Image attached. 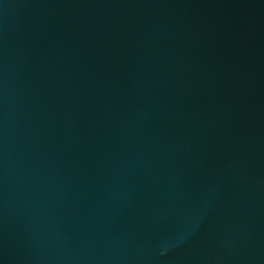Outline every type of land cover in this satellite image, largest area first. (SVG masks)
<instances>
[{"label":"water","instance_id":"water-1","mask_svg":"<svg viewBox=\"0 0 264 264\" xmlns=\"http://www.w3.org/2000/svg\"><path fill=\"white\" fill-rule=\"evenodd\" d=\"M0 264H264V0H0Z\"/></svg>","mask_w":264,"mask_h":264}]
</instances>
